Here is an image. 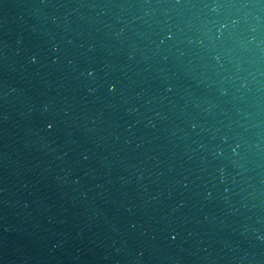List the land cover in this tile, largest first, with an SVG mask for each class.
<instances>
[{
	"label": "water",
	"instance_id": "water-1",
	"mask_svg": "<svg viewBox=\"0 0 264 264\" xmlns=\"http://www.w3.org/2000/svg\"><path fill=\"white\" fill-rule=\"evenodd\" d=\"M0 264H264V0H0Z\"/></svg>",
	"mask_w": 264,
	"mask_h": 264
}]
</instances>
